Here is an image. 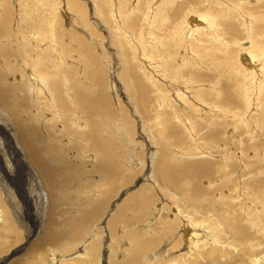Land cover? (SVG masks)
I'll use <instances>...</instances> for the list:
<instances>
[{
    "label": "rangeland",
    "instance_id": "rangeland-1",
    "mask_svg": "<svg viewBox=\"0 0 264 264\" xmlns=\"http://www.w3.org/2000/svg\"><path fill=\"white\" fill-rule=\"evenodd\" d=\"M68 1L0 0V27H2L0 28V81L4 86L2 89L4 92H6L5 89L13 93L15 91L18 95L15 96V102H20L18 110L22 114L21 118L25 123H35V131L27 130V136L35 138L38 145V140L40 141L45 161L50 165L53 164L54 168L56 167V176L53 178L54 182L56 181L54 196H51L50 190L44 187L45 182L33 162L24 157L25 151L17 141L19 139L15 134L17 128L12 124L10 113L5 112L6 109L1 106L0 102V264H253L250 258L257 259L254 264H264L263 234H261L263 237L261 235L255 237L254 242H259L260 245L252 251L245 246L242 237L234 238L230 232L223 236V239H227L221 243L225 245L224 247L210 242L208 246L203 247L196 240H192V244L190 241L187 243L184 241L185 222L181 223L180 219L182 216L186 219L193 209L195 218H200L195 221L191 220L192 225L200 224L195 226L200 231L202 227L205 229V226H208V230H212L214 228L212 222L201 217L210 210L218 209L220 212V205L225 204L223 200L218 199V193L225 195L229 186L231 188V183L234 188L238 175L243 176V182L240 181L237 193V195L240 193V196L235 199L240 206H237L236 210L231 206L224 208L225 218L231 220L230 216L242 215L248 225L250 220L253 221V210L259 211L261 208V205L256 204L252 207L253 202L249 195L246 198L243 197L248 191L244 188L245 192L242 194L241 189L243 185L252 184L253 191L261 192L264 199V190L261 191L263 187H259L260 184L255 185L256 180L264 179V173L256 168L257 163H251L248 166V161L261 158L258 153L260 149L256 143H264V102L261 97L257 98L251 91L242 98V93H239L234 80L242 81L240 75L236 74L238 73L236 59L239 58V56L236 58L237 54H240L242 46L247 47L249 40H253L254 37L252 43L257 44V47L263 45L258 44V40H264V23L260 24L257 21L258 23L255 22L253 26V23L249 22L251 18L247 14L250 13L249 10L240 9L244 14L246 13V19H240L238 17L240 12L225 14L220 8L216 10L213 5H210L212 1L208 4L207 0H169L172 2H168L170 5L166 8L164 3L168 0H139L138 15L133 12L130 17L127 16L121 28L113 19L114 6L117 7L118 3H123L128 8V0L119 2L117 0H79L85 5L88 3L89 6L86 5L87 7L84 8L90 14H85L87 21L89 18L88 25L76 28L75 15L66 6ZM129 2L132 3V0ZM246 2H248V7L253 9L252 12L256 13V5H260L261 11L264 12V0H247ZM92 9L93 13H91ZM144 9L146 12L147 10L151 13L156 10L159 12L158 18L154 19L152 16L150 27L148 26L149 20L145 18L146 15L142 16ZM125 11V9L122 10L123 13ZM217 11L219 16L216 30L219 29L217 33H221V43L223 42L220 45L222 52L219 53L220 56L217 53V57L221 58H215L212 52L207 53L210 46L205 38L199 39L203 41H193L188 47L189 51L183 44L184 42L179 44V47L175 46L179 40L175 30L179 32L184 29L187 22L186 20L184 22L183 17L187 13L207 14ZM5 12L8 13L9 19L4 17ZM94 19H96L95 23L100 22L99 29L94 25ZM38 31L42 32L38 34V37L44 34L48 38L45 44L36 41ZM184 32L183 30L178 35ZM258 32L260 36L256 35ZM122 38H125L126 42L122 41ZM107 40L110 44L106 42ZM39 45L46 48L41 52L45 59L44 62L47 63L46 66L49 65L52 69L57 68L61 71L63 78L67 81V83L62 82V86L66 85L64 88H69L71 91V95L68 96L75 98V101L73 102L72 99L67 106L70 116L73 112H77V115L81 112L76 101L80 104L90 101L93 107V160H91L92 153L87 154L83 151L85 143H91L87 138L84 140L71 132L69 128L71 124L68 127L62 121L68 122L69 119L66 120L60 115L58 97L55 99L56 106L62 120L58 119L55 125V122L47 121L49 116L47 117V114L43 112L35 114L37 121L32 118L31 115L37 111L36 105L26 95V92L19 93L21 91L17 89L23 87L22 90L25 91L27 86L24 82H19V77L29 76L32 80L31 66L26 64L25 60L35 57ZM254 49H256L255 46ZM225 51H229L231 55L226 67L223 66L222 54ZM145 52L150 55L149 58L145 57ZM171 54L175 55L174 60H170L169 55ZM184 56L188 59L187 61L193 62L197 67L187 65L180 68L177 78L173 80L179 83L176 87L181 90L187 87L190 92L201 91L202 100H197L198 105L194 103L196 107L198 106L197 112L192 110L193 106L189 104L183 106L178 101H173L174 105L170 108L166 106L160 108L157 100L163 90L157 92L155 87L150 85V81L157 77L158 71L161 77L165 76L163 84L168 83L167 80L171 76H176L175 66L183 63ZM202 58L203 62L200 65ZM238 61L240 62L241 59ZM219 63L223 65L218 66ZM152 67L153 69H150ZM186 80L191 81V84L183 85V81ZM197 84H202V86L198 87ZM64 94V92L60 93V95ZM172 95L171 92L170 98L174 100ZM214 104L218 105L214 106ZM44 105H46L45 101ZM43 111L45 112V109ZM230 114L233 116H229ZM80 121L85 123L83 119ZM258 121L262 127L257 125ZM86 127L88 128L89 125L86 124ZM191 128L192 136L195 137L193 141L197 145V150L194 149L193 152L197 151V155L189 161L190 165L186 168V172L179 176L181 182L184 180L189 182L188 193L182 197V194L175 190L168 181H164L163 173L159 171L161 168L159 163L167 156L176 160L177 156L187 152L189 147H193V142L189 137L191 134L187 133ZM57 132L60 135H56ZM61 133L68 134L69 137ZM70 138H72L70 150L61 149L63 142ZM238 140L240 143L248 140L252 146L254 145L253 147H240V153L245 151L243 158L242 154L236 151L234 141L239 142ZM54 145L61 154L60 156L58 152L54 155L50 152V148ZM222 145L223 149H221ZM77 147L78 150H76ZM98 147L107 150L105 154L107 158L105 155L100 156L97 151ZM73 151L77 154L75 158L71 156L75 154ZM218 151L221 153L226 151L230 153L229 155L236 153L235 158L226 153V156L230 157L228 163L231 166L227 167V170L230 168L228 172L232 173L227 185L223 184L218 175L217 162L223 160L220 159ZM101 157L106 163L109 161L106 167L99 165ZM235 193L236 191L234 193L230 191L229 195L236 196ZM219 201L221 204H218ZM245 201L247 203L244 205ZM82 213L86 215L84 223L74 227L73 220L79 218ZM260 221L262 220L258 219V224ZM232 222L243 234L250 236L246 229L243 231L238 225L239 222L234 219ZM50 233L58 235L49 238ZM161 234L166 235L164 241L155 243L154 241ZM182 235L183 240L180 242L181 237L179 236ZM190 236L189 238H194ZM139 238L144 240H139ZM136 240H139L141 245H144L146 240L150 248L146 251L144 249V253L134 257L130 254V250L134 247L132 242L137 243ZM170 241H173L171 245L178 247L171 251L164 250L165 244Z\"/></svg>",
    "mask_w": 264,
    "mask_h": 264
},
{
    "label": "bare ground",
    "instance_id": "bare-ground-1",
    "mask_svg": "<svg viewBox=\"0 0 264 264\" xmlns=\"http://www.w3.org/2000/svg\"><path fill=\"white\" fill-rule=\"evenodd\" d=\"M118 2L120 1V0H117ZM129 1H131V0H128L127 1V3L129 4V7L128 8H126L125 6H124V4L123 3H118V6L117 7H115L114 6V14H113V19L115 20V21H117L116 23L118 24V26L119 27H121L122 28V24L124 23V21H126L125 20V18H127V16H129L130 17V15L133 13V12H135L137 15H138V11H139V0H132V3L131 2H129ZM153 1V0H152ZM159 1V0H158ZM213 2V3H210V2ZM218 1V2H217ZM247 0H207L206 2L209 4L210 3V5H213L214 7H215V9L217 10V8H220L221 10H223L224 12H225V14L226 13H237V12H240L239 14H238V17H240V19H242V18H245L246 17V13L244 14L243 12H242V10H240V9H245L246 11H250V13H247L248 15H250L251 16V18L249 19V22H250V24H252L253 26L255 25V22H259L260 24L261 23H264V12H262L261 11V7H260V5H256V13H254V12H252L253 11V9H251L250 7H248V2H246ZM251 1V0H250ZM87 2V1H86ZM122 2H125V1H122ZM168 2H172V1H167V2H165L164 3V6H165V8L166 7H169V5L170 4H168ZM26 3V2H25ZM103 3H105V2H103ZM148 3H149V1H148ZM20 4V3H19ZM157 4V3H156ZM168 4V5H167ZM254 4V3H253ZM22 5V4H21ZM65 5V4H64ZM86 5H88V3H86ZM84 3H82L81 1H79V0H69L68 1V3L66 4V6H68L69 8H70V10L73 12L72 14L73 15H75V18H76V20L74 21V25L75 26H77L76 28H82V26H87L88 25V21H89V18H88V21L86 20V15L87 14H90V13H87V11H86V8H84L85 6H86ZM160 5V4H159ZM89 6V5H88ZM93 6H95V5H93ZM151 6H153V5H151ZM7 7V6H6ZM43 7V6H42ZM87 7V6H86ZM100 7V6H99ZM143 7H145V6H143ZM20 8V7H19ZM39 8V7H38ZM41 8V7H40ZM91 8V7H90ZM95 8H96V6H95ZM156 8V7H155ZM164 8V9H165ZM254 8V7H253ZM5 9H7V8H5ZM123 9H125L126 11L123 13L122 12V10ZM11 10V9H10ZM196 10V9H195ZM255 10V9H254ZM89 11H91V10H89ZM164 11H166V10H164ZM204 11V10H203ZM8 12V11H7ZM7 12H5V18H7L9 15H8V13ZM171 12V11H170ZM206 12V11H205ZM91 13H93V9H92V11H91ZM159 12L156 10V11H154L153 13H151V12H149L148 10H147V12L145 11V9H144V11H143V13H142V16H145L146 15V19L147 20H149V22H148V26L150 27V24H151V19H152V16H153V18L155 19V18H158V14ZM209 13V14H208ZM206 15L205 14H203V13H201V12H193V13H187L183 18H184V22H185V20H186V22H187V24H185L184 25V34L182 33L181 35H178V33H180L181 31H183V30H179V32L177 31V29L175 30V32H176V37L179 39L178 41H177V43L175 44V46L176 47H179V44H182V42H184L183 44H185L186 46H187V50H188V47L191 45V43L193 42V41H203V40H199V39H202V38H205V39H207L206 41H208L209 43V48L207 49V53L208 54H210L211 52H212V55L214 54L215 56V58L217 57V53L219 54L220 52H222V51H220V45L223 43H221V33H217L218 32V30H216V28H218V23H217V18H218V16H219V14H218V11L215 13H211V12H208ZM1 14V13H0ZM86 14V15H85ZM93 15V14H92ZM98 15V14H97ZM190 15V16H189ZM222 15V14H221ZM228 15V14H227ZM140 16V15H139ZM165 16V15H164ZM2 17V16H1ZM105 17V16H104ZM168 17V16H167ZM5 18H4V20H5ZM93 18V17H92ZM97 18V17H96ZM164 18V17H163ZM8 19H9V17H8ZM98 19V18H97ZM246 19V18H245ZM4 20H2V22L4 21ZM103 20H105V19H103ZM102 20V21H103ZM95 21H96V19H94L93 20V22H94V25H96V28H98L99 29V24H100V22L98 23V22H96L95 23ZM107 21V20H106ZM248 21V19L246 20V22ZM257 22V23H258ZM109 23V22H108ZM248 23V22H247ZM246 23V24H247ZM256 23V24H257ZM70 24V23H69ZM106 24V23H105ZM245 24V25H246ZM244 25V24H243ZM1 26V25H0ZM74 26V27H75ZM186 26V27H185ZM229 26V25H228ZM249 26V25H248ZM246 27V28H249V27ZM263 26V25H262ZM261 26V27H262ZM4 27H6V26H4ZM66 27H68V26H66ZM264 27V26H263ZM262 27V28H263ZM0 28H2V27H0ZM130 28H131V26H130ZM147 28V27H146ZM257 29V28H256ZM261 29V28H260ZM2 30V29H1ZM29 30V29H28ZM80 30V29H79ZM125 30V29H124ZM250 30V29H249ZM254 31H257V30H254ZM6 32H8V31H6ZM30 32V31H29ZM148 32L149 33H151V31H149L148 30ZM227 32H228V30H227ZM253 32V31H252ZM264 32V31H263ZM39 33H42L41 31H38L37 32V35H36V41L37 42H39L40 44H45V41L48 39V38H46V36L43 34V35H41L40 34V37H38V34ZM203 33H204V36L202 37V35H203ZM6 34V33H5ZM34 34V33H33ZM73 34H75V33H73ZM85 34H87V33H85ZM103 34V33H102ZM224 34V33H223ZM226 34V33H225ZM98 35V34H97ZM112 35H113V33H112ZM146 35V34H145ZM161 35V34H160ZM165 35V34H164ZM164 35H162V36H164ZM250 35V34H249ZM256 35H258V36H260V33L258 32V33H256ZM264 35V34H263ZM35 36V35H34ZM71 36H72V34H71ZM104 36V35H103ZM111 36V35H110ZM252 36V35H251ZM95 37H97V36H95ZM105 37V36H104ZM109 37V36H108ZM125 37H127L126 35H125ZM264 37V36H263ZM20 38V37H19ZM76 38V37H75ZM146 38H148V37H146ZM174 38V37H173ZM249 38H250V36H249ZM255 38V37H254ZM254 38H253V40H254ZM0 39H1V37H0ZM226 39V38H225ZM252 39V38H251ZM122 41H124V42H126L125 40V38H122L121 39ZM152 40V39H151ZM166 40V39H165ZM253 40H251V41H253ZM262 40V39H261ZM3 41H4V39H3ZM228 41H230V40H228ZM250 40H249V45L247 46V47H243L242 46V48L240 49V54H237V57L236 58H238V56H239V60L241 59V63L238 61V59H236V67L238 68V73H236V74H239L240 75V78L242 79V81H238V80H234L235 82H236V84L235 85H237L236 87L238 88V90H239V93H242V98L244 97V95H246L249 91H251L253 94H254V96H256L257 98H262V100H263V102H264V40L263 41H259L258 40V44L259 43H261V44H263V45H261V47H259V45H258V47H257V44H254V43H252ZM23 42V41H22ZM106 42H108V40L106 41ZM152 42V41H151ZM109 43V42H108ZM229 43H231V42H229ZM257 43V42H256ZM104 44V43H103ZM107 44V43H106ZM110 44V43H109ZM105 45V44H104ZM171 45V44H170ZM200 45V44H199ZM230 45V44H229ZM235 45V44H234ZM233 45V46H234ZM239 45V44H238ZM242 45V44H241ZM50 46V45H49ZM165 46V45H164ZM232 46V45H231ZM254 46L256 47V49H254ZM6 47V46H5ZM101 47V46H100ZM171 47V46H170ZM173 47V46H172ZM204 47V46H203ZM227 47V46H226ZM25 49L27 48V47H24ZM38 48H39V50H38ZM37 48V51H36V55H35V57L34 58H29V59H27V60H25V63L26 64H30V66H31V69H30V74H31V79L32 80H30V78H29V76H24V77H19V82L21 83V82H24L25 83V85H27L26 87H25V91L24 90H22L23 89V87H22V89L21 88H17L19 91H21V92H19V93H23V92H26V95L27 96H29V98H30V100L32 99V101H33V103L36 105V107H37V111L34 113V114H32L31 116H32V118H34L36 121H37V116H35V114H38L39 112H43L44 114H47L46 116L48 117L49 116V119L47 120V121H51V122H55V125H56V122L58 121V119L59 120H62V119H60V117H59V111H58V108H57V104H56V98L58 97V103H59V107L61 108L60 109V115L64 118V119H66V120H68V122L67 121H65V120H62V121H64V124H66L68 127H69V124H71V126L69 127L70 128V130H71V132H73L75 135H78V136H80L82 139H86L87 138V140L91 143V144H89V143H85L86 145H85V147H83V151L84 152H86L87 154H91L92 155V157H91V160H93V107H91V104H90V101L89 102H84V103H78L77 101H76V104L78 105V109H79V111H81V112H78V114L79 115H77V112H73L72 114L73 115H71L70 116V111H69V109H68V105L70 104V102H71V100L73 99V102L75 101V98H74V96H72V97H69L68 95H71L70 93H71V91H70V89L69 88H64V87H66V85H64V87L62 86V82H65V83H67V81L63 78V74L61 73V71H58L57 70V68L56 69H52V67L51 66H49V65H47L46 66V62H44V58L42 57V55H43V53H41V52H43V51H45L46 50V48H43V46L42 45H39V47ZM97 48H98V46H97ZM102 48V47H101ZM205 48V47H204ZM141 49V48H140ZM196 49V48H195ZM194 49V50H195ZM131 50L133 51V49L131 48ZM164 50V49H163ZM184 50V49H183ZM183 50H181V51H183ZM210 50H213V51H210ZM231 50V49H230ZM151 51V50H150ZM189 51V50H188ZM173 52V51H172ZM171 52V53H172ZM187 52V51H186ZM231 52V51H230ZM243 52H245V53H243ZM7 53V52H6ZM76 53V52H75ZM87 53V52H86ZM174 53V52H173ZM200 53V52H199ZM249 55H247V54ZM78 54V53H77ZM221 54V53H220ZM220 54H219V56H220ZM223 54V62H224V65H223V63H222V65L224 66V67H226V65H228L227 63H228V61H230V59H231V55L229 54V51L227 52V51H225V52H223L222 53ZM233 54V53H232ZM144 55H145V57L146 58H149L150 57V55L148 54L147 55V53L145 52L144 53ZM164 55V54H163ZM185 55V54H184ZM9 56H11V55H9ZM23 56V55H22ZM84 56V55H83ZM218 56V57H219ZM185 57V59H186V56H184ZM217 57V58H218ZM233 57V56H232ZM250 57V58H249ZM6 58V57H5ZM16 58V57H15ZM169 58H170V60H174L175 59V55H173L172 56V54L171 55H169ZM168 58V59H169ZM179 58V57H178ZM206 58H208L207 57V55H206ZM213 58V57H212ZM219 58H221V57H219ZM79 59H80V57H79ZM140 59V58H139ZM182 59V62L183 63H181L179 66H175V68L176 69H174L175 71L174 72H176V76H171V78L169 79V80H167V82L168 83H165V84H163V81H164V79H165V76L163 75V77H161V74H159V71L157 72V77L154 79V80H151L150 81V85H152V86H154L155 87V89H156V91L157 92H161V90H163V93H161V95H160V98L157 100V102H158V106L160 107V108H164L165 106L167 107V108H170V106H173L174 104H173V101H178L180 104H182L183 106H187L188 104L190 105V106H193L194 108L192 109L194 112H197L198 111V106L196 107L195 106V104L194 103H196L197 102V100L199 101V100H202V97H201V91H198V92H190L189 91V89L187 88V87H185L186 89H184V88H182V90L180 89V88H178V87H176V86H179V83L176 81V80H173V78L175 79V78H177V76H178V74H179V69L180 68H182V67H185V66H187V65H193V67H195L194 65L195 64H193V62L191 63L190 61H187L188 59ZM88 60V59H87ZM169 60V61H170ZM212 61H213V59H211ZM219 60H222V59H219ZM234 60V59H233ZM83 61V60H82ZM169 61H168V63H169ZM192 61V60H191ZM212 61H211V63H212ZM215 61V60H214ZM217 61V60H216ZM215 61V62H216ZM141 62V61H140ZM202 62H203V58H202V61H201V64L200 65H202ZM220 62V61H219ZM85 63H86V61H85ZM84 63V64H85ZM123 63V62H122ZM122 63H120V64H122ZM133 63V62H132ZM198 63V62H197ZM232 63V62H231ZM125 64V63H124ZM145 64V63H144ZM165 64V63H164ZM155 65V64H154ZM213 65H214V63H213ZM222 66L220 63L218 64V66ZM23 66V65H22ZM27 66H29V65H27ZM78 66V65H77ZM95 66V65H94ZM133 66V65H132ZM145 66H147V65H145ZM199 66V65H198ZM217 66V67H218ZM23 67H25V66H23ZM139 67V66H138ZM192 67V68H193ZM197 67V66H196ZM195 67V68H196ZM216 67V66H215ZM207 68V67H206ZM221 68V67H220ZM219 68V69H220ZM23 69V72H25V69L24 68H22ZM123 69V68H122ZM141 69V68H140ZM144 69V68H143ZM150 69H153V67L152 68H150ZM191 69V68H190ZM212 69V68H211ZM232 69V68H231ZM5 70V69H4ZM146 70V69H145ZM225 70V69H224ZM81 71V70H80ZM166 71V70H165ZM164 71V72H165ZM214 71V70H213ZM144 73V72H143ZM148 73H149V71H148ZM165 73H167V71L165 72ZM211 73V72H210ZM221 73V72H220ZM233 74H234V71H233ZM232 74V75H233ZM23 75V74H22ZM152 75H153V73H152ZM153 76H155V75H153ZM235 76V75H234ZM69 77V76H68ZM237 77V76H236ZM235 77V78H236ZM61 78V79H60ZM186 78V77H185ZM230 78V77H229ZM244 78H245V80H244ZM259 78V79H258ZM240 80V79H239ZM175 81L177 82V83H175ZM218 81V80H217ZM244 81H246L247 83H249V84H246ZM68 82H70V81H68ZM181 82V81H180ZM61 83V85H59ZM190 85L191 84V81L189 82L188 80H186V81H183V85ZM218 84V83H217ZM220 84V83H219ZM68 85H69V83H68ZM72 85V84H71ZM186 85V86H187ZM194 85H196L195 83H194ZM207 85V84H206ZM232 85H233V83H232ZM0 102H1V106L4 108V109H6V111L5 112H9L10 114H9V116H10V119H12L13 121H12V124H13V126L15 127V128H17L16 129V132H15V134H16V136L18 137V139L19 140H17V141H19V143H20V145H22V148H23V150L25 151V154H24V157H26V158H28V159H30V161L31 162H33V164H34V166L36 167V169H37V171H38V173H39V175L42 177V180H44L43 182H45V185L46 186H44V187H47V189L48 190H50L49 192H50V194H51V196H54L53 195V190L55 189V187H54V184H55V182H54V176H56L55 175V168H54V166H52L53 164H48L46 161H45V156L43 155V150L41 149L42 147H41V144H40V141L38 140V143H39V145L37 144V142H36V140H35V138H29L28 136H27V130H30V131H35L34 130V127H35V123H33V122H29V123H25L24 122V119L23 118H21V116H22V114H20V112H19V110H18V108H19V103H17V102H15V96L17 97L18 95L17 94H15V91H14V93H13V91H11V92H9V91H7L6 89H5V91L6 92H4V90L2 89V87L4 88V86H3V83L0 81ZM15 86V85H14ZM13 86V87H14ZM192 86V85H191ZM197 86L198 87H201L202 86V84H197ZM204 86V85H203ZM210 86V85H209ZM8 87V86H7ZM171 87H173V88H171ZM216 87V86H215ZM214 87V88H215ZM233 86H231V88H232ZM193 88V87H192ZM211 88V87H210ZM16 89V90H17ZM207 89V88H206ZM235 89V88H234ZM14 90V89H13ZM194 90V89H193ZM192 90V91H193ZM208 90V89H207ZM143 91V90H142ZM214 91V90H213ZM218 91V90H217ZM62 92H64L65 94V96L64 95H60V93ZM171 92H172V96H174V100H173V98H170V94H171ZM211 92V91H210ZM59 93V94H58ZM235 93V92H234ZM209 94V93H208ZM213 94V93H212ZM219 93L217 92V95H218ZM251 94V93H250ZM239 95V94H238ZM20 96V95H19ZM240 96V95H239ZM249 96V95H248ZM23 97H25V98H27L26 96H23ZM207 97V96H206ZM250 97V96H249ZM20 98V97H19ZM77 98H79V96L77 97ZM86 98V97H85ZM253 98V97H252ZM17 99V98H16ZM22 99V98H21ZM246 99V98H245ZM204 100V99H203ZM226 100V99H225ZM17 101V100H16ZM44 101H45V103H46V105H44ZM230 101V100H229ZM259 101H260V99H259ZM204 102H205V100H204ZM249 102V101H248ZM199 103V102H198ZM253 103V102H252ZM260 103V102H259ZM197 104V103H196ZM261 104V103H260ZM29 105V104H28ZM82 105V106H81ZM181 105V106H182ZM198 105V104H197ZM218 105V104H217ZM216 104H214V106H217ZM230 105V104H229ZM232 105V104H231ZM243 105V104H242ZM262 105V104H261ZM200 107V106H199ZM264 107V106H263ZM22 108V107H21ZM63 108V109H62ZM187 108V107H186ZM250 108V107H249ZM26 109V108H25ZM24 109V110H25ZM45 109V112L43 111ZM205 110V109H204ZM173 111H175V110H173ZM210 111V110H209ZM231 111V110H230ZM248 111V110H247ZM50 112V113H49ZM160 112V111H159ZM182 112V111H181ZM262 112V111H261ZM213 113V112H212ZM3 114V113H2ZM163 114V113H162ZM182 114V113H181ZM180 114V115H181ZM232 114V113H231ZM229 115V116H233V115ZM3 115H5V113L3 114ZM82 115V116H81ZM179 115V116H180ZM215 115V114H214ZM248 115V114H247ZM167 116V115H166ZM200 116V115H199ZM206 116V115H205ZM212 116V115H211ZM264 116V115H263ZM28 116L26 115V118H27ZM171 117V116H170ZM188 117V116H187ZM228 117V116H227ZM1 118H3V117H1ZM80 119H83L84 120V122L85 123H81V121L79 122V120ZM171 119V118H170ZM177 119V118H176ZM179 119V118H178ZM165 120V119H164ZM6 121H8V120H6ZM248 121H250V120H248ZM263 121V120H262ZM167 122V121H166ZM198 122V121H197ZM220 122V121H219ZM245 122V121H244ZM4 123V122H3ZM96 123V122H95ZM185 123V122H184ZM187 123V122H186ZM191 123V122H190ZM224 123H226V122H224ZM230 124H231V122H229ZM243 123V122H242ZM253 123H255V122H253ZM48 124V123H47ZM86 124L87 125H89V127L87 128L86 127ZM168 123H166V125H167ZM82 126V127H79V126ZM176 125H177V123H176ZM248 125V124H247ZM257 125H260L261 127H262V125H261V123L258 121L257 122ZM10 126V125H9ZM65 126V125H64ZM63 126V129H65V127ZM165 126V125H164ZM192 127H193V125H191ZM212 126V125H211ZM230 126V125H229ZM253 126H254V124H253ZM11 127V126H10ZM166 127V126H165ZM168 127V126H167ZM178 127V126H177ZM209 127H210V125H209ZM214 127H215V124H214ZM231 127V126H230ZM12 128V127H11ZM180 128V127H179ZM212 127H210V129H211ZM233 128H234V126H233ZM264 128V127H263ZM231 129V128H230ZM255 129H257V127L255 128ZM47 130V129H46ZM117 130V129H116ZM115 130V131H116ZM236 130V129H235ZM252 130V129H251ZM254 130V129H253ZM252 130V131H253ZM185 131V130H184ZM195 131V130H194ZM251 131V132H252ZM260 131V130H259ZM192 128L191 129H189L188 131H187V133H190L191 134V136H189V137H191V140H192V142H193V147H189L188 148V150H187V152H185V153H183L182 155H180V156H177L176 158V160H175V158H171V157H166L164 160H162V162H160L159 164H160V172L161 173H163V177L165 178V180L164 181H168L169 183H170V185H172L173 186V188L175 189V190H178L181 194H182V197H185L186 196V193H188L187 192V187H188V184H189V182H188V180L186 181V180H184V181H180L179 180V176H181L182 174H184V172H186V168H189V161H192V159H194V157L193 156H196L197 155V151L194 153L193 152V150L194 149H196L197 148V145H196V143L193 141L194 140V136H192ZM212 132V131H211ZM230 132V131H229ZM250 132V133H251ZM49 133H50V131H49ZM253 133V132H252ZM13 134V133H12ZM239 134V133H238ZM248 134V133H247ZM246 134V135H247ZM261 134V133H260ZM56 135H60V133L59 132H57L56 133ZM61 135H63V136H68L69 137V135L68 134H64V133H61ZM231 135V134H230ZM252 135V134H251ZM261 135H263V133L261 134ZM239 135H237V137H238ZM242 136V135H241ZM244 137V136H243ZM252 137V136H251ZM10 138V137H9ZM56 138V137H55ZM240 138V137H239ZM255 138V137H254ZM53 139H54V137H53ZM238 139V138H237ZM245 139V138H244ZM252 139H253V137H252ZM251 139V140H252ZM263 139V138H262ZM228 141H231V140H229V139H227ZM92 141V142H91ZM228 141H226V142H228ZM239 141V140H238ZM56 142V141H55ZM235 142V147H236V151H238V153L239 154H242V158H243V156H245L244 154H245V151H243V152H241L240 153V147L241 146H250V147H253L252 145H251V142L250 141H248V140H243V141H241V143H240V141L239 142H236V141H234ZM250 142V143H249ZM255 142V141H254ZM64 144L63 145H59L60 146V148L62 149H66V150H70V148H71V143H72V138H70V139H66L64 142H63ZM224 143H225V141H224ZM231 143V142H230ZM229 143V144H230ZM3 144H4V142H3ZM198 144V143H197ZM259 147V149L260 150H258V153H259V155L261 156V158H255V160H252V161H248V166L251 164V163H257L258 165L256 166V168L257 169H259L260 171H263V173H264V160H263V158H264V143H261V142H257L256 143ZM200 145V144H199ZM231 145V144H230ZM75 148V147H74ZM86 148V149H85ZM101 148V149H100ZM224 148V146L222 145L221 146V149H223ZM217 149V148H216ZM76 150H78V147H77V149ZM197 150V149H196ZM21 151V150H20ZM97 151L99 152V154H100V156H104L105 154H106V152H107V150L106 149H103V147H98L97 148ZM50 152L54 155L56 152H58V150H57V148H56V146L54 145L53 146V148H50ZM65 152V151H64ZM72 152V151H71ZM233 152V151H232ZM73 153H75V154H72L71 156H73V158H75L76 156H77V154H76V152H74L73 151ZM226 151H224V152H219L218 151V155H219V157H220V159L222 158L223 160H225V161H223V160H220V162H217L218 163V166H219V168H218V170H219V172H218V175L220 176V180L223 182V184L224 185H227V184H229L228 182H230L229 181V178H231V175H232V173L231 172H228V171H230L229 169L227 170V167H231L230 165H229V163H228V160H229V158L232 156V157H234L235 158V152H234V154L232 153L231 155H229L228 153V156H230V157H228V156H226ZM251 153V152H250ZM249 153V155H251ZM58 154H59V156L61 155L59 152H58ZM110 156V155H109ZM112 156V155H111ZM224 158H223V157ZM259 156V157H260ZM105 157H106V155H105ZM238 157H240V156H238ZM8 158V157H7ZM63 158H64V156H63ZM107 158V157H106ZM113 158V157H112ZM102 159V160H101ZM101 159H99V161H100V164L99 165H101V167L103 166V167H106L107 166V164H108V162L109 161H107V163H106V161H105V159L104 158H102L101 157ZM118 161V160H117ZM208 161V160H207ZM230 161V160H229ZM12 163V162H11ZM55 163V162H54ZM64 163V162H63ZM63 163H62V165H63ZM118 163H120V162H118ZM181 163H183V165H181ZM17 164V163H16ZM66 164V163H65ZM115 164V163H114ZM180 164V165H179ZM195 164V163H194ZM67 165V164H66ZM65 165V166H66ZM98 165V166H99ZM52 166V167H51ZM69 166V165H68ZM115 166V165H114ZM118 166V165H117ZM120 166V165H119ZM108 167H109V165H108ZM107 167V168H108ZM185 167V168H184ZM11 169V168H10ZM33 169H34V167H33ZM102 169V168H101ZM3 170V169H2ZM110 170V169H109ZM105 171V170H104ZM34 172V171H33ZM61 172H62V170H61ZM64 172V171H63ZM91 172V171H90ZM109 172V171H108ZM107 172V173H108ZM233 172V171H232ZM63 174V173H62ZM109 176H110V174H109ZM159 176V175H158ZM85 177V176H84ZM111 177H112V174H111ZM111 177H110V179H111ZM243 176H240L239 177V175L237 176V178H236V184L234 185V188H233V185H232V183H231V188H230V186H229V188L225 191V195H222V193L221 192H219L218 193V195H219V198H218V195H216V198H218L220 201L221 200H223V203L225 204V205H223V204H221V202L220 203H218V204H221L220 206H221V210H220V212H219V210L218 209H215V210H210V211H208L207 213L205 212V214H204V216H202L201 218L202 219H206L207 218V221H211L212 222V224H213V226H214V228H212V230H208L207 228H208V226H205V229H204V227H202V233H201V231L199 230V229H197L195 226H197V225H200V224H197V225H192V221H195L196 219H199L200 217H197V218H195V215H194V212H193V209H192V213L190 214V215H187L188 217L186 218V219H183V216H182V218H180L181 219V223L182 222H185L184 223V229H183V231H184V234H185V237H188V238H185L184 237V241L187 243L188 241H190V243H191V241L192 240H196V242H200V245L201 246H203V247H205V246H208L209 245V242L210 243H213V244H215V245H220V246H222V247H224L225 245H223V244H221V243H223V240H227V239H223V236L226 234V233H228V232H230L232 235H233V237L235 238L236 236H240V237H242V239H243V241H244V244H245V246H247L248 248H249V251H252V250H254V248L256 249L259 245H260V243L259 242H254L255 241V237L256 236H259V235H261V234H263L264 235V199L262 198L263 196L261 195V192L259 193V192H256V191H253V185L251 184L250 186H246V185H243L242 186V189H241V191H242V194H243V192H245V189L248 191V193H244V195H246V196H243L242 194V196L244 197V198H246L248 195H249V197L251 198V200H252V207H254L253 206V204H256V205H261V208H260V210L259 211H254L253 209V221H249L248 222V225H247V223H246V221H244L243 220V217H242V215H238L237 217H231L230 216V218H231V220H228V219H226L225 218V216L223 215L224 213H226V211H225V209L224 208H228V207H233L234 208V210H236L237 209V206H240L238 203H237V201H235V199H238L239 198V196H240V193L237 195V193L239 192L238 191V187H239V184H241L240 183V181H242L243 182V178H242ZM242 178V179H241ZM107 179V178H106ZM177 179L179 180V181H177ZM237 179L239 180V181H237ZM41 180V181H42ZM41 181H40V183H41ZM210 182H211V178H210ZM39 184V183H38ZM42 184V183H41ZM41 184H39V185H41ZM209 184V183H208ZM258 184H260L259 185V187H263V189L261 190V191H263L264 190V179L263 180H261V178L260 179H258V180H256V186L258 185ZM44 185V184H43ZM61 185V184H60ZM248 185V184H247ZM38 186V185H37ZM210 186V185H209ZM246 186V187H245ZM39 187V186H38ZM227 187V186H226ZM245 188V189H244ZM45 190V189H44ZM47 190V191H48ZM221 190V189H220ZM212 191V190H211ZM232 192V193H234L235 191H236V196H234V195H229V192ZM45 192V191H44ZM49 192H48V194H49ZM37 193H39V192H37ZM162 194V193H161ZM177 194V193H176ZM40 195H41V193H40ZM220 195H222V196H220ZM211 196V195H210ZM191 197V196H190ZM215 198V197H214ZM218 199L216 200V202L218 201ZM144 200V199H143ZM247 200V199H246ZM249 200V199H248ZM132 201V200H131ZM145 201V200H144ZM188 201H191V199H188ZM134 202H135V200H134ZM199 202V201H198ZM244 203V205H245V203H247V201H245V202H243ZM249 203H250V201H249ZM217 204V205H218ZM193 205H195V206H197V204H193ZM243 205V204H242ZM150 206V205H149ZM227 206V207H226ZM206 207H208V206H206ZM260 207V206H259ZM143 208V207H142ZM257 208H258V206H257ZM177 210V209H176ZM233 210V213L235 214V211ZM248 210V207H247V209H246V211ZM251 210V211H252ZM255 210H257V209H255ZM250 211V212H251ZM112 212V211H111ZM242 212H245V211H242ZM30 213V212H29ZM143 213V212H142ZM247 214V213H246ZM177 215H178V210H177ZM181 216V215H180ZM185 216V215H184ZM85 217H86V215L84 214V213H82L81 215H80V217L79 218H76L75 220H73V223H74V227L75 226H77V225H79V224H81V223H84L83 221L85 220ZM251 217V216H250ZM68 218V217H67ZM138 218V217H137ZM189 218H190V220H189ZM215 218H219V219H216L215 220ZM229 218V219H230ZM248 218V217H247ZM246 218V219H247ZM70 219V218H69ZM232 219H234L236 222H239L238 223V225L243 229V231H245V229L250 233V236H248V235H245V234H243L240 230H238L235 226H234V224H233V222H232ZM258 219H261L262 221H260L259 222V224H258ZM67 220V219H66ZM184 220V221H183ZM192 220V221H191ZM139 221V220H138ZM203 221V220H202ZM50 222H51V220H50ZM80 222V223H79ZM168 222V221H167ZM70 223H71V221H70ZM69 223V224H70ZM245 223H246V226H245ZM64 225V224H63ZM206 225V224H205ZM181 227V226H180ZM200 227V226H199ZM71 228H73V227H71ZM70 228V229H71ZM79 228V227H78ZM74 229V228H73ZM73 229L71 230L72 232H73ZM77 229V228H76ZM251 229H252V232H251ZM77 231V230H76ZM166 231V230H165ZM51 232V231H50ZM53 232H55V231H53ZM57 232V231H56ZM71 232V233H72ZM70 233V234H71ZM136 233V232H135ZM139 233V232H138ZM164 233H166V232H164ZM68 234V233H67ZM66 234V235H67ZM73 234V233H72ZM77 234V233H76ZM163 234V233H162ZM160 235L159 237H157V239L155 240L154 238H152V239H154L155 241V243H160L162 240L164 241V237L166 236H164V235ZM167 234V233H166ZM58 234H51L50 233V235H49V238H51L52 236H57ZM138 235V234H137ZM190 235H192L194 238H189V236ZM199 235H201V237H199ZM263 235H261L262 237H263ZM64 236H65V234H64ZM146 236V235H145ZM144 236V237H145ZM156 236V235H155ZM29 237V236H28ZM138 237V236H137ZM153 237V236H152ZM181 237V240H180V242H182V240H183V235L182 236H179V238ZM191 237V236H190ZM91 239V238H90ZM151 239V240H152ZM262 239V238H261ZM48 240V239H47ZM139 240H144L143 238H139ZM138 240V241H139ZM257 240V239H256ZM263 240V239H262ZM137 241V240H136ZM137 241V243H134V242H132L133 244H134V247L133 248H131V250H130V254L132 255V256H134V257H136L137 255L139 256L141 253H144L143 251H144V249H145V251H146V249H148V248H150V246L147 244V241L145 240V244L142 246L141 245V242H138ZM162 241V242H163ZM172 242L173 241H170V243H166L165 244V247L163 248L164 250H166V251H171L173 248H177L178 246H173V245H171L172 244ZM261 242H263V241H261ZM148 243H150V242H148ZM175 243V242H174ZM255 243V244H254ZM192 244V243H191ZM179 245V244H178ZM35 246V245H34ZM67 246V245H66ZM75 246V245H74ZM262 246V245H261ZM210 247V246H209ZM214 247V246H213ZM46 248V247H45ZM67 248V247H66ZM263 248V247H262ZM185 249H186V247H185ZM264 249V248H263ZM187 250H188V248H187ZM211 250V249H210ZM212 250H214V248H212ZM224 250V249H223ZM36 251V250H35ZM189 251V250H188ZM188 251H187V253H188ZM244 251H245V249H244ZM264 251V250H263ZM262 251V252H263ZM56 252V251H55ZM165 252V251H164ZM222 252V251H221ZM33 253V252H32ZM185 253V252H184ZM190 253H192L191 251H190ZM165 254V253H164ZM47 255V254H46ZM60 255V254H59ZM158 255H159V253H158ZM41 257V256H40ZM43 257V256H42ZM199 257V256H198ZM26 258V257H25ZM33 258V257H32ZM40 259V258H39ZM101 259V258H100ZM250 260H251V263H256V258H250ZM37 262V261H36ZM172 262V261H171ZM25 264V263H24ZM27 264V263H26ZM40 264V263H39Z\"/></svg>",
    "mask_w": 264,
    "mask_h": 264
}]
</instances>
